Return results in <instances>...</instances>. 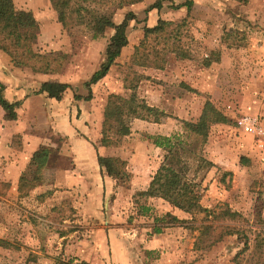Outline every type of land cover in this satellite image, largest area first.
Masks as SVG:
<instances>
[{
	"label": "rangeland",
	"instance_id": "rangeland-1",
	"mask_svg": "<svg viewBox=\"0 0 264 264\" xmlns=\"http://www.w3.org/2000/svg\"><path fill=\"white\" fill-rule=\"evenodd\" d=\"M156 1L141 0L116 10L114 15L121 10L116 19L120 23L128 12L135 17L126 30L128 44L106 76L90 87V101L76 100L74 96L88 94L83 84L105 63V49L113 30H106L103 38L91 40L82 27L64 29L58 22L57 12L50 5L45 12L42 0H36L33 6L38 11L33 17L37 23V39L33 48L41 54L53 53L60 58L55 64L58 70L39 74L15 67L9 55L0 50L3 69L0 77L10 89L22 88L23 94L32 98L31 105L21 108V123H28L25 120L28 114L32 115L34 124H40L32 134L44 141L40 147L51 150L38 184L33 181L36 165L32 161L26 163L21 156L14 160L16 155H0V240L7 243L0 244V264H77L80 261L96 264L89 259L100 248L98 243L105 254L98 264H110L111 245L116 239L120 251L124 250L122 241L129 243L139 264L263 262L264 0L247 3L190 0L189 11L185 7L175 9L187 0H163L161 9L147 11ZM13 2L17 9L27 7V0ZM184 19L182 43L189 51V59L180 60L169 53L162 70L129 68L144 27H154L159 20L177 23ZM150 42L155 48L162 46L154 38ZM206 59L210 61L209 66L204 65ZM14 75L19 78L16 86L10 83ZM134 76L139 78L136 96L158 111H141L137 118H124L120 142L101 146L107 98L112 94L129 96L131 91L124 88V80L130 81ZM43 82L65 83L71 89L59 101L42 99L46 94L36 92ZM26 98L19 102L20 106ZM206 102L225 122L211 126L207 138L202 140L188 134L183 124L195 123ZM57 114L69 117L71 124H90L89 133L79 131L78 134L93 140L101 158H117L118 167L129 174L118 179L108 176L112 180L108 183L109 191L97 196L96 213L93 209L89 212L88 208L94 201L89 192L91 187L81 192L64 181L65 172L73 166L66 138L41 125L52 124ZM4 116L0 108V138L5 135L16 150L22 147V135L10 137L14 129ZM244 118H258L261 134L243 132L238 121ZM148 136H177L214 164L203 180L206 191L201 204L211 211L207 220L202 214H180L178 223L172 220L168 203L145 196L165 154ZM20 160L22 167L14 171V162ZM82 209L90 215H80ZM206 225L215 227L214 234L221 227L234 228L237 233L225 236L209 249L196 250L194 244L202 226ZM158 227L166 228L161 231L164 242L153 251H145L144 241L153 237L154 228Z\"/></svg>",
	"mask_w": 264,
	"mask_h": 264
},
{
	"label": "trees",
	"instance_id": "trees-1",
	"mask_svg": "<svg viewBox=\"0 0 264 264\" xmlns=\"http://www.w3.org/2000/svg\"><path fill=\"white\" fill-rule=\"evenodd\" d=\"M163 0H157L147 11L162 7ZM238 3H247L248 0H231ZM141 2V0H49L50 6L58 14V22L64 29L82 27L90 35L91 40L103 38L106 30H113L105 49V63L95 71L87 82H84L88 94L85 97L74 96V99L91 100L90 87L103 79L110 66L119 57L121 50L128 44L126 30L128 23L135 17L128 12L119 24L113 22L116 10ZM192 2L187 0L175 9L185 7L191 9ZM186 19L174 23L159 20L154 27H144L139 45L131 57L129 68L140 66L162 70L166 63V55L173 54L180 60L190 58L189 51L182 43ZM37 26L31 10L17 9L13 0H0V50L11 58L13 65L18 68H28L34 73L48 74L56 72L59 66L55 64L60 58L55 54H41L34 50L33 45L37 39ZM154 38L161 48H155L150 42ZM210 61L204 60V65L209 66ZM138 76L130 81H125L124 88L131 91L127 97L110 95L104 108L103 122L101 126V146L117 145L121 139L124 118H137L141 111L157 112L150 108L135 94ZM129 82L130 85H127ZM132 83V84H131ZM3 86L0 85V108L5 113L6 121L17 119V109L20 103H10L3 97ZM71 86L65 83L43 82L36 94H46L49 99L59 101ZM225 122V118L218 113L209 102H206L202 112L195 123L184 122L183 129L191 135L205 140L211 126ZM148 140L157 148H161L165 154L163 161L155 171L148 184L145 196L159 198L190 216L203 215L204 220L211 215V211L201 204V199L206 191L203 186L204 175L214 167V164L201 154H198L186 146L179 137L148 136ZM51 150L40 147L33 153L31 161L36 165L33 181L38 184L41 170L45 166L48 154ZM98 163L101 169L112 179L127 177L129 174L118 167L117 158H100ZM223 175H231L224 173ZM180 222L176 218H172ZM215 227L202 226L194 247L196 250L209 249L220 242L225 236L237 233L231 227H221V231L214 234ZM154 233L159 234L160 228H154ZM0 244L7 243L0 240ZM261 247V246H260ZM68 264H73L68 262ZM77 264H89L80 261ZM264 264V260L261 263Z\"/></svg>",
	"mask_w": 264,
	"mask_h": 264
},
{
	"label": "crops",
	"instance_id": "crops-1",
	"mask_svg": "<svg viewBox=\"0 0 264 264\" xmlns=\"http://www.w3.org/2000/svg\"><path fill=\"white\" fill-rule=\"evenodd\" d=\"M35 1L36 0H27V7L24 8L27 10H31L34 17L36 16L35 13L38 11L33 6L35 4ZM30 2H32V4ZM42 2H43V7H45L43 9L46 12L47 11L46 6L50 5L49 0H42ZM119 12H121V10ZM118 13L114 15V19H113V21L117 24L120 23V20L119 21L116 20L119 15ZM1 63L2 62H0V71L2 72L3 69H2ZM13 78L14 80H12V82L10 83L15 84L16 86V83L18 82L19 78L15 75L13 76ZM0 85L4 87L3 97L10 103H15V102L19 103L20 101L23 100L24 97H27L26 99H24L23 105L19 106V108L17 109L18 118L15 121H7L8 124H11L14 129L12 132H10V137L13 136V134L22 135V138H23L22 147L20 146L18 149H16V150L21 149V151H16L12 149L10 140L7 137H5V135H3L0 138V155H4V156L11 155L13 157H15L16 155L15 159L13 158L14 160L19 159V157L21 156L20 159L28 163L31 161L33 153L36 152L40 148V146L44 145V141L35 137L31 132L33 131L35 127H38V125H40V124H34V119H32L33 118L32 115L28 114L27 117L29 118L28 119L26 118L25 120L26 122L28 121V123L26 122H25L26 124L21 123V119H20V115H22L21 108L23 107L26 108L29 105H31L32 98L31 97L28 98L27 93L23 94V90L21 86H17L18 88H21L18 91L16 88L10 89L6 81L4 82V80L1 77H0ZM41 97L42 99H45L47 95H43ZM46 99L50 100L48 97ZM53 115H56V114L53 113ZM57 115L58 116L54 119V122L52 124H41V125L42 126L45 125L46 129L50 130L53 134L66 138V141L68 142V145H69V151H70L69 154L72 157V161H73V166L69 171L65 172L64 181L68 186H71L72 188L76 187V189L78 188L79 191L81 192H83V188L86 189V187L88 188L91 187L89 192L93 194L94 201H92L88 205V208L90 209L89 212H92L91 209H93V213H96L97 212V196L98 195L101 196L102 193L104 192L107 193L109 191L108 183H111L112 180H110L108 176L105 177L104 171L100 169V166L98 163V157L101 158V156L97 155V150L94 147V144L92 143L93 140L90 138L89 140H87L78 134L79 131L84 134L89 133L90 124H81L80 122H74L71 124L69 117H66L63 114H60V115L57 114ZM29 121H32L31 124L29 123ZM12 151L15 152L14 155L12 154ZM22 160L14 162L15 168L12 167L14 171H17L20 167H22L23 165L21 162ZM168 208H169L168 210L169 213L177 219L182 218L180 217V214L184 216L187 215L175 208H172L171 206H168ZM87 214L90 215V213H88L87 211H84L83 209L80 212V215H83L84 217H86ZM93 216L94 218H96L95 214ZM160 229L161 230L159 234L153 233V237H151L148 241H144V246L142 248H144L145 251H148V252L153 251L155 247H160L161 243L164 242L165 236L161 235V231L165 230L166 228H160ZM126 242L122 241L124 250L120 251L119 240L116 239L112 241L110 258H109L110 264H139L137 260L138 256H136L134 250L132 251L130 249L129 243L128 242L126 243ZM158 242L160 244H157ZM98 246H100V248L94 251L95 255L91 253L93 257L91 256V258L89 259L92 263L96 262V264H98L99 259L101 260L105 256L103 249H101L102 247L101 243H98ZM97 256L98 258H96Z\"/></svg>",
	"mask_w": 264,
	"mask_h": 264
},
{
	"label": "built area",
	"instance_id": "built-area-1",
	"mask_svg": "<svg viewBox=\"0 0 264 264\" xmlns=\"http://www.w3.org/2000/svg\"><path fill=\"white\" fill-rule=\"evenodd\" d=\"M241 130L248 134L260 135L262 127L258 118H244L238 121Z\"/></svg>",
	"mask_w": 264,
	"mask_h": 264
}]
</instances>
